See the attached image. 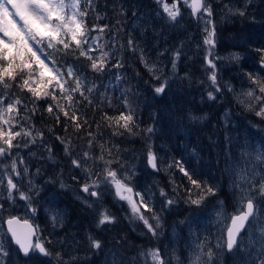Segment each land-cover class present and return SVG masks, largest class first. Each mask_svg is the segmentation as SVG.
<instances>
[{
    "label": "trees",
    "instance_id": "trees-1",
    "mask_svg": "<svg viewBox=\"0 0 264 264\" xmlns=\"http://www.w3.org/2000/svg\"><path fill=\"white\" fill-rule=\"evenodd\" d=\"M167 2L171 3L172 0H167ZM247 4V8H243L245 13L243 16L232 15L223 19L216 18L212 14L216 49H219L220 39L231 36L245 37L241 47L247 57H243L239 61V66L236 67L238 72L245 66H250L251 63L257 66L256 62H261L264 66V58H262L264 54L260 51L264 49V0H254V2L248 0ZM81 5V10L88 13L84 20L87 28L91 30L93 26H96L105 29L103 33L90 32L91 37L98 36L100 38L97 43L102 45V49H97L93 55L98 57L102 51H107L110 54L106 70L102 73L93 72L90 68V61L85 57H80L77 60L70 56L63 61L65 66L74 64L83 71L87 77L86 87H92L93 84L97 86L91 94L86 92L87 100L79 97V94L76 97L80 101L76 115L82 117L79 122L83 123V120H87L88 124L83 125L77 131L74 123L64 117L63 113H60L61 119L57 123L55 117L50 116L47 112L48 103L55 102L49 99L33 104L29 99L30 94L21 93L15 85L11 90L12 99L19 97L29 109H38L33 114L21 106L17 117L19 125L14 128L15 131H20L21 127L31 128L33 136L36 137L34 144L20 149L22 156H26L24 160L28 172L36 175L34 181L39 189L38 193H34L35 199L33 197L31 203L36 211L31 216L28 213L30 218L28 220L37 230L35 238L40 239L52 255L60 253L61 257L65 258L69 264H107L109 261L106 255L107 251L113 253L114 264H136L138 252L155 247L156 243L151 242L150 232L147 229L138 227L136 222L134 223L128 216L124 203L116 198L112 187L101 183L99 190L102 193H100L99 200H96V209L101 211L107 209L116 218V223L97 228L98 213L95 210H87V206L79 204L72 194L61 188L60 185L64 183L80 187L90 182V178L82 168L72 165L73 159H80L83 162L84 152H89L93 160L83 164V168L91 170L94 174L100 173L102 176L103 167L102 165L97 166L101 162L95 161L94 163V160L101 155L100 146L103 145L105 159L115 160L118 158L120 163L125 166L124 169H121L119 164L113 163L111 167L117 169L122 178L125 174L131 176L130 181H126V183L133 188L134 192L151 191L155 211L159 212L158 204L159 202L163 203L164 200L159 196L160 189H164L168 198L176 199L177 202L172 206V209L175 207L196 209L195 206L184 203L183 189L180 190L179 195L173 191V181L177 186L190 187L188 179L183 176L179 168L169 169L166 166V172L163 174L150 169L146 162L149 145L156 142V139L151 138L153 133L149 135L146 131L156 123L154 120L159 114L157 107L160 96L154 92V88L159 87L162 77L165 78V75L159 80L154 79L149 71L140 64L136 51L129 47L128 40L132 37V33L137 35L135 30L132 32L130 29L132 19L140 12L153 14L157 10L156 2L155 0H93L92 6L89 8L84 0H81ZM197 31L196 28L194 32L197 33ZM169 35L172 37L174 32H170ZM144 47L147 48V45L144 44ZM220 50L226 51L228 48L226 46ZM75 56H79V52H76ZM181 58L182 56H180ZM180 59L176 64L177 72L182 64ZM117 61H120L123 66L113 67ZM192 66L193 63L180 72L186 73L188 78H193L194 74L190 69ZM46 75L51 74L46 73ZM57 96L59 97V91H57ZM8 102L6 100L3 107H6ZM61 102H63L62 98ZM125 102H127V106H125ZM223 103L231 108L235 116L240 114L239 110L242 108H237L230 101ZM191 106L193 105L189 101L187 108H182L172 114L173 134L166 133L167 136L162 139V142L168 146L171 164L180 162L192 173L194 179L215 187L220 178L223 151L220 140L221 128L216 116L208 117L203 122L188 120L186 117L189 111L187 114L186 109H193ZM129 109L134 113L136 127L133 128L132 133L124 131L122 135H113L114 129L109 127L103 119L105 113L109 117H116L121 112L127 114ZM66 110L72 111L67 107ZM247 111L246 113L250 115V123L248 124L244 120L246 124L254 125L258 123V119L264 123V119L255 115V108H247ZM38 133H43V136L40 137ZM89 133H92V136H89ZM57 137L65 138V144H68L70 154H65V144H62ZM93 138L94 144L90 147L88 141ZM49 147L52 159L48 158ZM107 150H111V156L107 154ZM128 169L130 170L125 172ZM37 170H39L38 173ZM123 171L125 174H122ZM222 193L223 191H221ZM145 199L148 197L146 196ZM0 204L3 205V209L0 210V242L8 252V256L4 258L5 264H27L28 262L30 264L32 257L45 258L38 254H30L28 258H22L18 254L11 245L3 227V220L13 216L12 211L15 208H10L8 203L3 200H0ZM232 206L231 203H227L226 207L230 212H232ZM145 215L151 217V213H145ZM137 227L140 228V231ZM89 235L101 241L100 249L90 247Z\"/></svg>",
    "mask_w": 264,
    "mask_h": 264
},
{
    "label": "snow or ice",
    "instance_id": "snow-or-ice-1",
    "mask_svg": "<svg viewBox=\"0 0 264 264\" xmlns=\"http://www.w3.org/2000/svg\"><path fill=\"white\" fill-rule=\"evenodd\" d=\"M86 5L90 8L93 0H84ZM162 5L163 12L167 14L169 21L175 22L178 16L181 15L179 3L181 0H172L171 4L167 0H156ZM186 7L191 8L193 16L198 17L204 21L203 31L206 33L203 43L207 46V53L205 55L206 71L211 69L208 75L211 91H208L207 98L215 100L217 94L222 93L221 86L217 79L216 59L214 55L215 49V25L212 22L213 9L212 5L207 0H183ZM81 0H0V158L10 157L11 164L0 167V188H4V177L7 175L6 191L8 199L13 200V193H19V199L26 202L28 210L35 213V209L31 207L33 193H38L39 189L31 180L28 181V192L20 191L15 178H21L22 173L18 169L19 165H24L25 160L23 156L19 155L21 147L27 148L30 144L36 142V137L32 134V129H24L21 127L20 131H15L14 128L19 125L17 119L20 107H24L26 111L35 113L38 109H29L24 101L17 97L12 99L11 90L13 85L20 90L21 93L30 94V102L35 104L40 100H51L55 103H48L47 112L50 116H54L57 123L60 122V113L69 118L75 125V129L79 131L83 125H87L88 121L83 120L82 117H77L76 111L79 109V97L88 99L86 92L91 94L96 90L97 86L93 84L92 87H86L87 77L83 71L74 64L65 66L63 62L66 57H85L90 61V68L95 73H102L106 70V65L109 62L110 54L107 51H102L101 55L95 57L93 53L97 49H102V45L97 43L100 39L91 37V31L104 32V28H97L93 26L90 30L84 23L87 11L81 10ZM234 15L243 16V10L233 11L228 9ZM19 21V22H18ZM107 27V26H105ZM128 45L133 51L138 50V46L130 38ZM199 47V45H198ZM264 54V49L260 50ZM79 52V56L75 53ZM114 55V53H113ZM181 52L177 50L173 54L172 68L176 69L177 61L180 59ZM238 58V57H233ZM264 58V57H262ZM141 62L144 66L152 72L154 79L159 80L160 77L155 75L156 69L153 64L149 67L148 61L144 59L141 51ZM122 63L117 61L113 67H122ZM50 73L51 75H46ZM250 80V89L244 95L254 100L256 103L249 104L250 109L258 107L255 115L264 119V80H260L251 74H248ZM117 79H119L117 77ZM229 91H232L230 85H225ZM166 82L161 83L159 87L154 88L156 94H162L165 91ZM258 90V95L256 91ZM59 91V97L57 96ZM61 98L62 101L61 102ZM9 102L6 107H3L5 101ZM91 103V101H89ZM127 106V102H125ZM71 109L72 111L66 110ZM55 109V111H54ZM7 115V118H5ZM190 120L193 122L202 120L203 117L190 115ZM22 119V118H21ZM103 119L108 123L109 127L114 129L113 135H122L124 131L132 133L133 128L136 127L134 113L131 109L127 114L121 112L116 117H109L106 113ZM6 126V127H5ZM67 128V124L65 125ZM123 130V131H122ZM51 131V129H49ZM147 133L151 135L153 129L149 127ZM40 137L43 133H38ZM92 136V133L88 134ZM28 138V139H24ZM62 144H65V138L57 137ZM90 147L94 144V138L88 141ZM101 155L94 160L101 162L103 167V175L100 173H93L89 169H84L83 164L89 160H93L89 152L83 153V162L80 159H73L72 165L76 168H82L87 176L90 178L89 183L82 185L83 193L90 197H96L99 200L100 193L94 189L100 187L104 183L110 187L115 188V195L120 201H125L129 205L133 220L143 222L147 231L153 236L157 235L158 229L161 227L160 213L155 211L152 204V193L147 190L144 193L133 192V188L129 186L126 181H130L131 176L125 174L121 178L117 169L112 168L113 163L120 165L124 169V165L120 163L119 159H105L104 146L101 145ZM13 149L16 150V155L13 156ZM65 154H70L68 144L64 146ZM49 159H52L51 148H48ZM109 156L112 155L111 150H107ZM258 162L264 163V149L258 151L254 157ZM157 155L149 149L147 154L148 165L153 170L159 171L157 165ZM163 163V161H161ZM179 168V171L189 181L190 187L184 188L183 185H175L173 181V191L179 195L181 189L185 193L184 203L189 206H200L209 196H214L217 188L207 184L206 182L198 181L193 178L190 173L180 162L169 164L168 168ZM11 173L10 175L8 173ZM23 172H28L27 167H24ZM39 170H37V173ZM99 177V178H96ZM73 179H76L73 177ZM66 185L61 183L60 187L64 188ZM235 187L239 192V208L238 214L231 217V226L227 229L226 249L228 252L237 246V240L241 232L246 227V222L250 219H258V207L256 201H264V175H259L253 171H245L241 169L238 174V183ZM160 196L165 199L163 208L173 206L177 201L173 198H168L164 189H160ZM148 199H145V197ZM89 208L92 207L88 200L83 201ZM95 202V201H94ZM161 209V211L163 210ZM3 205L0 204V210ZM143 209L144 211H142ZM94 210V209H93ZM145 213H151L150 223L149 217ZM55 220V217H53ZM116 223V218L112 216L107 209L98 213L97 228L105 225H113ZM8 233H10L11 240L18 246V251L28 258L30 254H39L44 257H52V253L44 246V243L38 239L33 243V237L36 235V229L29 223L28 220H21L16 216H11L7 220ZM261 238L264 239V222H261L260 228ZM90 247L92 249H100L101 241L94 239L91 235L88 236ZM240 243H243L241 240ZM198 251L194 255L192 264H210L213 259V251L208 249L204 252V245L198 246ZM148 255L151 257L153 264H167V261L160 255L159 249L151 250L149 253H141V256ZM8 256L3 243L0 242V264H5L4 258ZM57 264H69L63 261L60 253L55 254ZM255 264V262H254ZM259 264H264V250L260 253Z\"/></svg>",
    "mask_w": 264,
    "mask_h": 264
},
{
    "label": "rangeland",
    "instance_id": "rangeland-1",
    "mask_svg": "<svg viewBox=\"0 0 264 264\" xmlns=\"http://www.w3.org/2000/svg\"><path fill=\"white\" fill-rule=\"evenodd\" d=\"M247 1L248 0H207V2L212 5L213 14L216 18L223 19L234 15L229 12V8L233 11L247 8ZM252 2H254V0H252ZM188 3L190 4L191 0H188ZM156 8L157 10H155L153 14H148V12L138 13V15L132 19L130 29L132 32L135 30L137 34L135 35L132 33L131 39L134 41V44L138 46L136 54L140 64L145 67L141 62L142 51L144 59L149 63V67L154 64L156 69H158V71H155V75L159 77L165 75V78L162 77L161 83L166 82V88L162 94H158L160 96V98H158L159 104L157 107L159 114L154 120L156 123L151 127L154 130L151 138L156 139V142L153 145H149V148L158 157L157 165L160 169L158 172L165 174V167L171 164L168 155V146L162 142V139L164 136H167L166 133L172 132L174 123L172 121V114L175 113V111H180L182 108H187L189 101L192 103L193 106L191 107H193V109H186L187 114L189 111L186 117L188 120H190V115L203 117L202 120H197V122H203L207 120L208 117H217V122L222 132L220 140L222 142L223 151L220 164V178L218 184L215 186L217 188L216 194L208 197L202 205L198 207L195 206L196 209L177 207L172 209V206L163 208L165 199L163 203L159 202L161 227L158 229L156 236L150 233V240L156 243V246L140 250V252H138L139 256L136 258V264H153L150 256H141V253L147 254L154 249H159L160 255L167 261V264H192L194 255L199 250L198 246L201 244L204 245L205 253H207L209 248L213 251L214 255L210 264H254V262L255 264H259L260 253L264 250V239H262L260 235L261 222H264V201H256L258 219H250L246 224L245 229L238 237L237 246L232 252H226L224 250L223 234L229 217L238 212L239 192L235 184L238 183V174L241 169L245 171L254 170L255 173L264 175V163L254 159L256 153L264 149V123L258 119V123L248 125L250 123V115L246 113L248 112V105L256 102L248 99L244 95L251 86L248 74L264 80L263 63L256 62L257 66L251 63L250 66H245L238 72L236 67L239 66V61L243 57H247L244 53L245 51H243L241 47L245 37L231 36L220 39L221 41L218 44L219 49H214V55L218 58L215 63L218 73L217 79L221 86L222 93L217 94L215 100H209L207 98V93L211 91L212 88L208 81V75L211 69L206 71V62L204 59L207 53V46L203 43L204 36L206 35L203 31L205 27L204 21L193 16L191 8L186 7L183 0L179 3L181 15L178 16L175 22L167 19V14L163 12L161 4L156 2ZM196 28L198 30L197 33L194 32ZM170 32H174L172 37L169 35ZM144 44L147 45V48L144 47ZM226 46L228 50H220L222 47L225 48ZM178 49H180L182 56L180 59L182 64L180 65L179 72H177L178 68L174 70L171 67L173 54ZM194 54L195 56L193 57ZM197 56L198 60L196 61ZM234 56L238 58H233ZM192 63L193 66L190 69L194 76L193 78H188L186 73L180 71H184ZM147 71L149 70L147 69ZM149 73L154 77L152 72ZM225 85H230L232 91H229ZM256 94H259L258 90ZM224 101H230L234 103L237 108H242L239 110L240 114L235 116L231 108L223 103ZM255 109L257 111L258 107ZM202 112L205 114H200ZM244 120H246L248 124H246ZM162 121H164V123H162ZM15 155L16 150L13 149V156ZM19 155L22 156L21 150L19 151ZM25 157L26 156H23V158ZM161 161H163V163H161ZM89 162L90 160L88 163ZM10 164V157L6 156L0 158V167ZM24 167L27 166L25 164H18V169L21 171L22 176L21 178L14 177V182L18 184L20 191L28 192V181L31 180L32 183L35 184L34 180L36 175L30 172L25 174L23 172ZM149 168L152 169L150 165ZM129 170L130 169L125 172ZM8 174L10 175L11 173L9 172ZM122 174H125L124 171ZM6 180L7 175L4 177V188H0V200L7 202L10 208H15L12 214L21 219H28V213L30 216L32 213L28 210L26 202L19 199V193L14 192L13 200L8 199ZM155 180L157 181V179ZM63 189L70 192L73 198L83 206H87L83 202L87 199L88 203L92 205L91 208L87 206V210L94 209L97 213L101 211L100 209H96L97 198L82 193L79 186L66 185ZM112 189L115 195V188L112 187ZM94 190L102 193L99 188ZM221 191H223L222 194ZM219 193L220 195H218ZM33 197L35 199L34 193ZM116 198L119 200L117 196ZM122 202L124 203V208L127 210L128 216L132 218L129 205L125 201ZM227 203L233 205L231 208L232 212L227 209ZM162 208L163 210L161 211ZM141 210L143 211V209ZM149 220L150 223H154L151 217ZM133 222H136L135 224L138 227L146 229L142 221L133 220ZM138 227L137 229L140 231ZM241 240L243 243H240ZM106 255L109 260L107 264H114L113 253L107 251ZM62 259L65 261V258ZM30 264H57V260L55 259V255L41 259L32 257Z\"/></svg>",
    "mask_w": 264,
    "mask_h": 264
},
{
    "label": "water",
    "instance_id": "water-1",
    "mask_svg": "<svg viewBox=\"0 0 264 264\" xmlns=\"http://www.w3.org/2000/svg\"><path fill=\"white\" fill-rule=\"evenodd\" d=\"M81 187H82V186H80L79 189H80V191L82 192ZM82 193H83V192H82ZM237 214H238V212L232 214V215L229 217V220H228L227 226H226V228H225V230H224V234H223V237H224V250H225L226 252H228L227 249H226L227 229H228V227L231 226V217H232L233 215H237ZM13 216H16V215H13ZM10 217H11V216H10ZM16 217H18V216H16ZM8 218H9V217H7V218H5V219L3 220V227H4V230H5L7 236H8V238H9V240H10L11 245L17 250L18 254H19L21 257L25 258V257L23 256V254L20 253V252L18 251V246L15 245L14 242L11 240L10 233H8V231H7V229H8V225H7V220H8ZM21 220H25V219H21ZM26 220H27V219H26ZM28 221H29V220H28ZM29 223L32 225V223H31L30 221H29ZM247 223H248V222H246V224H247ZM32 226H33V225H32ZM33 227H34V226H33ZM34 228H35V227H34ZM35 237H36V235L33 237V242H34V238H35ZM35 242H36V241H35Z\"/></svg>",
    "mask_w": 264,
    "mask_h": 264
},
{
    "label": "bare ground",
    "instance_id": "bare-ground-1",
    "mask_svg": "<svg viewBox=\"0 0 264 264\" xmlns=\"http://www.w3.org/2000/svg\"><path fill=\"white\" fill-rule=\"evenodd\" d=\"M172 127H173V126H172ZM171 133H172V132H171ZM171 133H170V134H171ZM168 134H169V133H168ZM172 134H173V133H172ZM164 137H165V136H164Z\"/></svg>",
    "mask_w": 264,
    "mask_h": 264
}]
</instances>
